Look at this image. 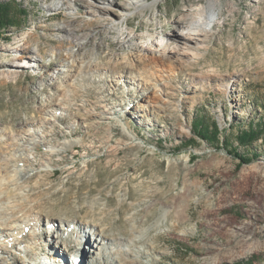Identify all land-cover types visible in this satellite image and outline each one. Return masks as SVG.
I'll list each match as a JSON object with an SVG mask.
<instances>
[{
  "label": "rangeland",
  "instance_id": "rangeland-1",
  "mask_svg": "<svg viewBox=\"0 0 264 264\" xmlns=\"http://www.w3.org/2000/svg\"><path fill=\"white\" fill-rule=\"evenodd\" d=\"M132 1L0 0L17 21L0 26V212L35 210L13 260L264 264V0H218L197 54L165 65L141 45L209 0Z\"/></svg>",
  "mask_w": 264,
  "mask_h": 264
},
{
  "label": "bare ground",
  "instance_id": "bare-ground-1",
  "mask_svg": "<svg viewBox=\"0 0 264 264\" xmlns=\"http://www.w3.org/2000/svg\"><path fill=\"white\" fill-rule=\"evenodd\" d=\"M141 1L142 0L132 1V4L134 5L135 9H137L141 5L145 6V3L144 2L141 3ZM217 3H218V0H209L207 5H203L199 3L198 5H195L189 8L178 20V26L175 30L176 32L174 33V36L169 37V38L159 37V38L151 40L148 43H144L141 45V49L144 50V55H145L144 58L145 59L148 58V61L151 63H161L165 65L170 59H176L179 61H188L189 59L194 57L197 54L200 47L205 42V40L210 35L211 28L213 24L215 23V21L217 20V16L219 15V9H218ZM124 15L126 16L127 13H125ZM151 53L155 55L150 58L149 54ZM27 57L32 58L34 56L32 57L27 56ZM25 124H27V122ZM14 207H10L6 211L9 214L8 216H1L2 210H0L1 211L0 212V233L1 235L6 236V239L4 242L0 241V264H7L8 260L13 262L14 264L15 263L17 264V259L15 262L12 258V254H11L12 250H11L10 245L6 242L7 238L10 244L13 243V240L15 238H17L18 240H21V236L25 234L22 228L25 227L26 225L25 223L29 224L31 213L35 212L33 208H31V211H28L25 213L24 211L27 208H24V207L19 208L20 210L17 211L16 207L15 208ZM10 215L11 217H9ZM84 225L85 227L83 229L85 231L87 230V227L91 228V230L88 231L89 237L91 238V236L94 234L97 237L96 239L100 244H103V241L108 239L105 235L104 228L99 222L89 221L88 223H84ZM1 229L12 230L11 232L14 231L15 233L14 232L7 233ZM17 229H19V231ZM18 234L20 237H18ZM28 236L30 239L36 240V236L32 234ZM83 238H86V234L83 235ZM92 239H94V236ZM111 240L112 239H109V241ZM23 244H25V242L21 240L19 242L20 247L18 249L24 255L22 257L27 259L29 256L32 255L34 251L28 245H25V249L23 250L22 249ZM48 246H50V242H47V243L39 242L38 243V248L42 247L43 250H45ZM111 252L113 253L112 254L113 259H114L113 262L115 264H129L123 261L124 258H123L122 252L116 251V250H112ZM2 254L5 256H3ZM22 257H18V258L22 261ZM61 258H63V256ZM87 260H85L84 263H86ZM135 261L131 262V264H134ZM59 264H61V262Z\"/></svg>",
  "mask_w": 264,
  "mask_h": 264
},
{
  "label": "trees",
  "instance_id": "trees-1",
  "mask_svg": "<svg viewBox=\"0 0 264 264\" xmlns=\"http://www.w3.org/2000/svg\"><path fill=\"white\" fill-rule=\"evenodd\" d=\"M9 10L8 8H6L5 6H1L0 7V26L3 27V28H6L8 26H11V25H15L16 24V18L15 16L13 17L11 14L9 15L6 11ZM24 13V11H23ZM199 119L196 123V128H197V133L204 139H213L215 140V135L216 133L218 132V128L217 127H214L215 129L212 131V130H209L207 128V125H208V121L207 120H204L202 121L201 118H197ZM259 128H262L260 127L259 125H252L251 124V127L249 128L248 131H242V133L239 135V141L241 143H248V142H251L254 138L258 137L259 136ZM264 128V127H263ZM237 155V154H236ZM243 160H248V159H245L244 157H242Z\"/></svg>",
  "mask_w": 264,
  "mask_h": 264
}]
</instances>
